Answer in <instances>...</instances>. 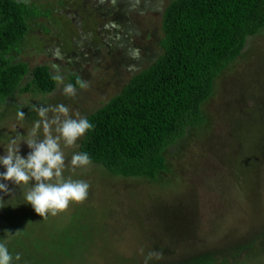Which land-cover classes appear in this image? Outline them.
<instances>
[{"label": "rangeland", "instance_id": "rangeland-1", "mask_svg": "<svg viewBox=\"0 0 264 264\" xmlns=\"http://www.w3.org/2000/svg\"><path fill=\"white\" fill-rule=\"evenodd\" d=\"M19 1L42 16L29 21L14 61L45 65L63 83L50 94L18 91L0 102L5 144L11 126L24 134L40 107L63 104L70 116L86 117L162 53L161 16L171 0ZM70 78L88 87L66 96ZM204 110L208 137L169 148V171L157 184L93 164L68 171L82 137L64 149L63 175L90 185L83 202L41 218L24 204L27 187L9 184L12 195L0 194L17 205L0 209V238L14 234L9 252L20 254L19 264H144L149 252L159 255L150 264H264V30L219 75ZM28 151L21 146L22 156Z\"/></svg>", "mask_w": 264, "mask_h": 264}, {"label": "trees", "instance_id": "trees-1", "mask_svg": "<svg viewBox=\"0 0 264 264\" xmlns=\"http://www.w3.org/2000/svg\"><path fill=\"white\" fill-rule=\"evenodd\" d=\"M39 16L33 5L0 0V102L18 91L55 89L47 66L29 69L14 61L29 21ZM161 30V55L85 117L93 128L78 151L114 177L157 184L169 171V148L181 151L190 138L208 137L204 105L219 75L242 56L247 39L263 32L264 0H171ZM27 74L31 80L20 87ZM77 80L69 82L79 88Z\"/></svg>", "mask_w": 264, "mask_h": 264}, {"label": "clouds", "instance_id": "clouds-1", "mask_svg": "<svg viewBox=\"0 0 264 264\" xmlns=\"http://www.w3.org/2000/svg\"><path fill=\"white\" fill-rule=\"evenodd\" d=\"M55 67V66H53ZM58 84L63 83L60 75L52 76ZM81 89L88 84L77 80ZM62 93L72 97L76 88L71 83L64 84ZM38 119L32 127L21 134L15 125L10 132L15 135L7 137L6 144L0 140V194L11 196L9 184L20 187L26 186L23 194L24 204L30 205L33 212L44 218L46 215L55 216L68 208L69 203L83 202L89 194L90 185L84 180L65 179L66 170L64 149L77 147V140L91 131L93 125L77 112L69 115V108L63 104L46 106L35 109ZM51 113V115H50ZM17 120L25 119L24 113H16ZM29 149L26 155H21V146ZM91 163L86 152L73 153L67 165V170L75 173L76 169H86ZM6 206L15 208L9 200L0 196V209ZM14 234L5 231L0 238V264H19V253L13 255L9 252V237ZM143 250H141V253ZM159 258L154 252L144 256V264H150L153 258Z\"/></svg>", "mask_w": 264, "mask_h": 264}]
</instances>
